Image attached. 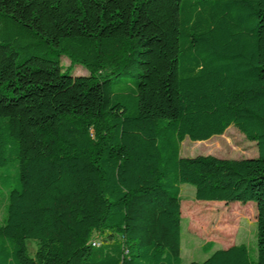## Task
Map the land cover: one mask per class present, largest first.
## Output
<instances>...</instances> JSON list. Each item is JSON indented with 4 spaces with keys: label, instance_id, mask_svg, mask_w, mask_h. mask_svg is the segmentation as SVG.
Masks as SVG:
<instances>
[{
    "label": "trees",
    "instance_id": "obj_1",
    "mask_svg": "<svg viewBox=\"0 0 264 264\" xmlns=\"http://www.w3.org/2000/svg\"><path fill=\"white\" fill-rule=\"evenodd\" d=\"M230 125L256 156L180 155ZM11 170L0 264H181L183 183L256 205L255 259L207 241L189 264H264V0H0Z\"/></svg>",
    "mask_w": 264,
    "mask_h": 264
},
{
    "label": "rangeland",
    "instance_id": "obj_2",
    "mask_svg": "<svg viewBox=\"0 0 264 264\" xmlns=\"http://www.w3.org/2000/svg\"><path fill=\"white\" fill-rule=\"evenodd\" d=\"M63 69L69 68L71 75H86L88 70L81 64L70 66L69 58L60 57ZM181 156L213 155L218 158L239 159L257 155L254 141L247 139L236 127L230 125L222 134L213 135L202 141H192L189 138L180 144ZM5 183H0V223L5 217L7 194L14 186V171H10ZM181 210V264L190 261L203 260L209 252L201 251V246L207 242L214 243L213 249L224 248L232 244L243 243L247 246L251 259L256 258V205L254 201L242 204L238 201H203L194 198V187L189 183L180 186ZM98 235V234H97ZM29 255L36 249V241L25 240Z\"/></svg>",
    "mask_w": 264,
    "mask_h": 264
},
{
    "label": "built area",
    "instance_id": "obj_3",
    "mask_svg": "<svg viewBox=\"0 0 264 264\" xmlns=\"http://www.w3.org/2000/svg\"><path fill=\"white\" fill-rule=\"evenodd\" d=\"M91 244H92V245H98V241H97V240H93V241L91 242Z\"/></svg>",
    "mask_w": 264,
    "mask_h": 264
}]
</instances>
